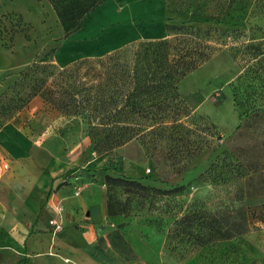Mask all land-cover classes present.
<instances>
[{"label":"rangeland","instance_id":"rangeland-1","mask_svg":"<svg viewBox=\"0 0 264 264\" xmlns=\"http://www.w3.org/2000/svg\"><path fill=\"white\" fill-rule=\"evenodd\" d=\"M240 8L224 19L229 25L236 20L243 31L235 44L236 57L228 39L227 45L177 85L192 111L183 122L197 120L203 136L211 124L214 135L208 146L203 144L201 152L191 160L186 158L182 166L171 156L169 144L149 154L137 140L111 151L93 149L89 127L119 99L126 67L139 44L166 36V24H223L175 12L165 0H107L76 28L62 22L48 0H0V83L13 73L22 74L23 68L28 67L27 77L21 80L28 83L34 75H44L47 66L56 68L39 95L46 106V120L54 121L51 130L58 138L89 141L77 164L61 170L59 186L68 187L69 194L79 177L93 184L79 198L64 201L65 230L57 235L46 227H35L39 211L31 214L23 199L15 198L20 209L16 226L25 235L18 257L9 264H264V54L259 53L264 52V32L249 31L246 23L249 19L251 25L264 28V0H254L243 11ZM248 43L259 46V52L246 51ZM31 66L37 70L29 78ZM11 97L0 94L2 100ZM47 125L41 132H47ZM14 129L9 131L10 138H0V164H8V170L0 173L5 175L19 163L14 152H26L21 167L37 178L41 175L42 183L41 195L28 198L43 203L56 193L57 185L47 176L51 159L45 160V154L50 158L57 154L60 164L71 147L52 140L33 143L24 131ZM145 141L150 143L148 137ZM119 177L162 191L149 197L162 210L151 206L140 212L138 200L123 207L122 203L110 206L105 199L109 213L93 219L75 204L90 196L103 207L99 186ZM178 189L186 195L174 193ZM193 212L203 216L182 232L191 224ZM213 215L228 221L245 216L249 230L229 240L202 244L208 233L204 221ZM86 222L91 226L83 225Z\"/></svg>","mask_w":264,"mask_h":264},{"label":"trees","instance_id":"trees-1","mask_svg":"<svg viewBox=\"0 0 264 264\" xmlns=\"http://www.w3.org/2000/svg\"><path fill=\"white\" fill-rule=\"evenodd\" d=\"M106 1L48 0V3L62 22L80 28ZM253 1L201 0L200 3L193 4L189 0H165L166 6L175 12L188 13L193 17H206L208 22L223 24L224 27H198L187 22L179 25L166 24L164 25L166 36L139 44L138 49L133 53L131 64L126 67L119 99L111 109L101 111L103 115L100 116L97 124L89 127L93 149L111 151L131 140H137L144 147L146 154H149L153 153L152 150H156L157 147L169 144V149L173 152L171 156L174 157L177 165L183 166L187 162L186 158L191 160L201 152L203 144L208 146L209 137L214 136L210 134L212 125H208L206 129L208 133L203 136L204 129L197 120L192 119L188 122L189 124L183 122V118L188 119L192 111L179 95L177 85L186 75L196 70L227 45L228 39L232 45L231 54L236 57L238 47L235 44H238L237 37L243 34V31L237 28L240 24L236 20L229 25L227 22L224 23V19L235 13L239 5L240 11H243L252 6ZM246 23L249 24V31L255 28L264 32V28L251 25L249 19ZM245 49L248 52H259V46L252 43L246 44ZM259 53L264 54L261 50ZM27 69L28 67L21 69L22 74L19 71L16 80L7 86V91L13 94L11 99H0V111L3 115L8 114V108L5 105L24 106L31 97L41 95L45 90L44 86L52 81L48 79L49 76L56 70L53 66H47L46 70H42L44 75L37 78L34 75L36 66H31L29 78L34 75L33 81L27 82L28 91L23 92L20 89L25 82L21 78L27 77ZM1 101L5 103L1 104ZM146 137L150 139V143L145 141ZM150 144L154 147L150 148ZM107 182L129 187L138 197L137 202L141 204L149 197H155L157 193L162 192L154 189L153 186L143 185L135 179L119 177L108 179ZM174 193L186 195L180 189ZM151 199L153 198L149 200ZM154 201L155 198L152 202ZM108 203L110 206L113 205ZM202 216L200 212H193L190 218L191 224H187L182 232L190 229ZM214 217L215 215L209 216L204 221L208 233L202 239V244L216 240H229L249 230L245 216L238 221H228L224 216L219 220Z\"/></svg>","mask_w":264,"mask_h":264},{"label":"crops","instance_id":"crops-1","mask_svg":"<svg viewBox=\"0 0 264 264\" xmlns=\"http://www.w3.org/2000/svg\"><path fill=\"white\" fill-rule=\"evenodd\" d=\"M53 63L56 65L58 64L56 61H53ZM14 80H16V73H13V75L7 77L3 82H1L0 94L5 90L7 91V86L12 84ZM7 94H10V92L7 91ZM7 112V115H3L2 111H0V138L6 139L7 136L10 138L12 133L9 131H14V128H18L22 130V132L24 131L26 134L25 137L33 141V143L52 140L53 142L66 143L71 148L66 155L67 157L63 160V162H60V164L58 162L60 157L57 154H53L54 156L52 158H50L48 154H45V160L51 159V162H49V173L47 172V176L54 179L52 182L53 185L55 183H57V185L54 188L56 193L43 203L35 202L34 200H30L28 198L29 196H32L36 199V197L41 195L39 193L42 191V187L40 186L42 183L41 175H38L37 178V175L35 176L32 171L21 167L23 166V161L27 158L28 154H26V152L24 154L22 151L20 154H17L18 152H14L13 154L16 157L15 159L19 158V163L10 166L9 171H7L5 175L2 176L0 173V264H9V260H16L18 257L17 250H19L20 246L19 242L24 237L23 235H25V231L19 230L16 226L18 224V213L20 212V209L16 205L15 198L20 200L23 199L25 206L31 214H38L39 211L40 214L38 220H36L35 227L36 225L40 228L46 227L47 230L51 232L49 221L53 218H57L58 220H61L63 224V230L57 234L64 232L66 225V211L64 205L66 203H64V201L67 202V197L79 198L81 193L78 196H75V187L68 194V187L65 185L59 186L62 182L61 177H59V173L61 170H65L71 165L73 166V164H77L80 153L89 142L87 138L76 140L74 136H63L58 138V134H54L51 130L52 127L55 126L54 121L46 120V106L43 104L39 95L31 97L24 106H20L17 110L13 111L12 108H10ZM44 125H47L48 128L46 133L41 132L43 131ZM7 127L8 130L6 129ZM50 130L52 131L51 133ZM16 148L20 149V147ZM16 151H18V149ZM4 164L7 165V168L3 167ZM6 170H8V164L6 162H1L0 172ZM74 181L76 186L78 184H83V189L87 190L89 189V186L91 187V185H93L81 177ZM98 185L100 184L98 183ZM99 191L102 197L103 207L90 196H87L75 203L84 208V212L89 218L98 219L109 213V209L105 203V191L103 185L99 186ZM58 205L63 207V212L60 217H58L56 211ZM79 224L81 225L82 223ZM2 225L4 226L2 227ZM83 225H86V227L91 226L88 222ZM11 257L13 259H10Z\"/></svg>","mask_w":264,"mask_h":264},{"label":"built area","instance_id":"built-area-1","mask_svg":"<svg viewBox=\"0 0 264 264\" xmlns=\"http://www.w3.org/2000/svg\"><path fill=\"white\" fill-rule=\"evenodd\" d=\"M28 88L29 87L27 85V82H25L22 89L24 91H28ZM21 104L23 105L24 103H21ZM5 107L8 108V110L12 108V110L15 111L20 106L5 105ZM3 167L7 168V165L4 164ZM83 187H84L83 184H78L75 188L74 195L78 196L81 193ZM103 187L105 191L106 201L112 204L122 203L123 207H125L126 203H130V202L134 203L136 200H138V197L135 196L131 192V189L127 186H121V185H116L114 183L106 182L103 185ZM154 202H151L149 199L142 202V204L141 202L140 203L138 202V208L140 209V212L141 210L142 212L148 211V209H151V206H157L158 210H161L160 208L162 206L158 202H155V203ZM56 211H57L58 217H60L61 213L63 212V207L61 205H58L56 208ZM49 226L51 227V232L53 234H57L63 230L62 221L58 220L57 218L51 219L49 221Z\"/></svg>","mask_w":264,"mask_h":264}]
</instances>
